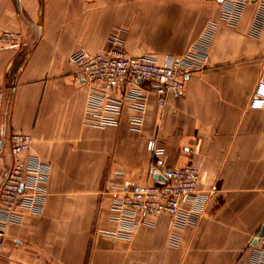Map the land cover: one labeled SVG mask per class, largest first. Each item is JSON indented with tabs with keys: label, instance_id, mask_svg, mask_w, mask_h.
Returning a JSON list of instances; mask_svg holds the SVG:
<instances>
[{
	"label": "crops",
	"instance_id": "1",
	"mask_svg": "<svg viewBox=\"0 0 264 264\" xmlns=\"http://www.w3.org/2000/svg\"><path fill=\"white\" fill-rule=\"evenodd\" d=\"M256 6L231 24L220 0H0V30L20 33L0 46V177L12 132H30V151L49 164L40 211L20 204L5 225L0 264H241L264 222V106L248 105L264 79V24L250 32ZM210 24L202 65L164 105L149 92L139 129L128 99L118 122L84 123L91 85L77 79L74 51H99L119 33L130 53L164 61ZM150 136L167 165L198 166L201 214L182 227L148 214L128 236H105L118 228L116 186L152 181L160 157L146 149Z\"/></svg>",
	"mask_w": 264,
	"mask_h": 264
},
{
	"label": "built area",
	"instance_id": "2",
	"mask_svg": "<svg viewBox=\"0 0 264 264\" xmlns=\"http://www.w3.org/2000/svg\"><path fill=\"white\" fill-rule=\"evenodd\" d=\"M220 1L222 15L231 24L237 21L247 3L256 2L250 32L254 35L260 32L264 24V0ZM212 28L210 24L186 53L170 55L164 61L148 53H130L119 33H112L107 45L99 51H74L69 59L77 66L76 77L91 85L86 98L84 123L100 127L118 122L124 100L128 99L135 111L130 119L131 127L139 129L150 91L155 92L159 104L164 105L165 95L179 94L184 90L189 74L203 63ZM19 38L17 31L0 30V46L15 44ZM248 105L251 108L264 106V79L255 83ZM32 141L30 132L10 134L13 160L3 168L0 177V255L4 248L5 225L20 217L19 205L40 211L46 193L49 164L30 151ZM146 149L160 157L158 163L149 167L152 181H128L116 186L111 208L118 228L105 231V236H128L133 226L148 214H166L175 227L192 225L201 214L205 195L198 190L200 171L196 163L190 160L180 166L167 165L161 157L163 147L155 136L147 139ZM170 243L176 245L178 237L172 235ZM240 263L264 264V229L256 241L246 244Z\"/></svg>",
	"mask_w": 264,
	"mask_h": 264
},
{
	"label": "water",
	"instance_id": "3",
	"mask_svg": "<svg viewBox=\"0 0 264 264\" xmlns=\"http://www.w3.org/2000/svg\"><path fill=\"white\" fill-rule=\"evenodd\" d=\"M158 177L161 178L160 175H158ZM263 229H264V222H263L262 225L260 226V228H259L257 234L253 237V239H252L253 242L256 241L257 237L260 236V235L262 234Z\"/></svg>",
	"mask_w": 264,
	"mask_h": 264
}]
</instances>
